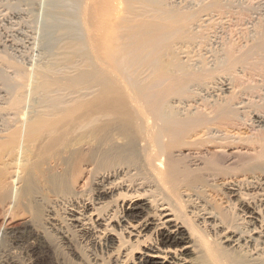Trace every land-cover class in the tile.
<instances>
[{
    "label": "bare ground",
    "instance_id": "bare-ground-1",
    "mask_svg": "<svg viewBox=\"0 0 264 264\" xmlns=\"http://www.w3.org/2000/svg\"><path fill=\"white\" fill-rule=\"evenodd\" d=\"M52 1L37 38L46 58L55 34L66 36L65 53L57 47L63 60L55 49L49 56L58 63L21 65L6 52L16 30L0 36V192L8 208L29 199L49 158L47 173L66 166L75 179L71 190L52 193L48 218L64 204L67 226L121 254L119 264H264V105L239 116L251 107L231 76L239 65L264 68V31L239 52L232 41L224 46V22L212 13L232 17V0ZM2 68L11 73L1 76ZM237 123L263 132L238 138L246 132H234ZM69 135L71 165L63 161ZM82 175L89 191L78 187ZM209 192L239 212L223 213ZM144 205L151 210L140 216ZM0 264L14 262L1 255Z\"/></svg>",
    "mask_w": 264,
    "mask_h": 264
},
{
    "label": "rangeland",
    "instance_id": "rangeland-1",
    "mask_svg": "<svg viewBox=\"0 0 264 264\" xmlns=\"http://www.w3.org/2000/svg\"><path fill=\"white\" fill-rule=\"evenodd\" d=\"M19 1H22V2H19ZM24 1L26 2L28 0H24ZM33 1L31 2V4L34 2L37 3V5L34 7H32L33 4H32V6H31V4L27 5L29 3V1L26 2V6H25V2H23V0H0V5H2V6H0V14H1L0 15V36L6 31V28L8 29L9 27L11 28V29L9 28V30H12V31L16 30L15 32H17V35H16L17 37H15V41H16L15 43L16 44L14 46L7 47L9 49H6V52L8 51L9 55L11 53L12 57H14V60L16 59L15 61H18L19 64L22 65L24 63L23 64L24 66L28 65L30 68L36 67V66H34L36 63H38L37 64V66H38V65H40L39 63H41V62L44 64H46V62H51L49 60L50 59L52 60V58L49 55H52V53H53V56H54L55 55L54 54L55 49H56V53L58 51L61 52L60 50L65 46L64 41L67 39V38H65L66 36H64V35H63V38H60V36H62L60 33H59L60 35L57 33L59 35V38L57 37L58 35L55 34L56 38L59 40L57 42H59L60 44L57 43V45H58L57 46V45H55L56 43H54L52 46L53 48L52 47L51 48L54 49L55 46H57L58 48H61V47L62 48L59 50L57 47H55L54 50H51L52 51L51 54L50 53L47 54L48 55V57L46 56L47 59L44 58L45 55H44V57L42 56L43 51H42V49H40L41 46L39 47V44H40L39 40L40 39H38L37 37L41 35L40 32L43 31V28L46 25L45 23L47 22V20H45V23H44V20H43L44 16L48 15L46 18V19H48V17L50 18L49 15L53 13L52 12V13L48 14L49 13L48 8L50 9V7H51L50 2H53V1L51 0L49 3H48L49 0L48 1L42 0V3L40 2L41 0H38V2H37V0L34 2ZM43 1H46V3H44ZM229 1H231V0H229ZM232 1H233L232 2L233 7L231 9H233V16L232 17L234 19L230 15H228V17L226 15L221 16L219 14V12H213L212 14H213V17L215 16V18H213V19H216L217 22H221L222 20L224 22L223 23L224 29H222L223 31L221 33L222 35L220 34L221 35L220 41H222L221 43H224V46H225V44L230 43L232 41L233 47L235 46V49L237 48L236 52H239L242 50V49L240 50V48H242V47L244 50L245 45L246 46L248 45V47H246V48L251 47V44L254 43V39H257L259 37L258 32L264 31V29H263L264 28V26H263L264 25V0H232ZM39 2L41 4H44V5H41ZM18 3H22L23 5L18 4ZM38 4H40L42 7L40 8V5H38ZM49 4H50V6L48 8H46L47 10L46 9L43 10L45 12L44 13L42 11V9H44V7H46V5L48 6ZM253 5H254V7H253ZM28 6L29 7L31 6L34 10H30L32 8L29 9ZM10 8L13 10H11ZM21 8H22V10H21ZM35 9H37V11ZM256 9H257V11H256ZM9 11H11V12H9ZM31 11H33L34 13ZM41 11H42V14H41ZM247 11H250V12H247ZM35 12H36V15H35ZM37 13H38V15H37ZM43 13H44V16H42ZM5 14H7V15H5ZM253 15H255V16H253ZM30 16H32V17H30ZM35 16H38L40 18L35 17ZM216 16H217V18H216ZM22 17L24 18V20H22L23 19ZM203 17H204V19L208 18L206 16H203ZM230 17L232 18V20L229 19ZM13 18H14V20H13ZM33 18L34 19L38 18L39 22H38V19L37 20L35 19V21H34ZM261 18H262V20H260ZM21 20H22V22H21ZM15 21L17 24L15 23ZM36 21L38 22L39 26L37 25ZM210 21L213 22L212 20H207V22L209 24L211 23ZM207 22H204V23H207ZM20 23L21 24L23 23V24L21 25ZM200 23L203 24V22H200ZM203 25L207 26L206 24H203ZM16 26H18V27H16ZM19 26H21V27H19ZM16 28L17 29L19 28V29L17 30ZM203 28H204V26H203ZM261 28L263 30H261ZM23 30H24V32H23ZM39 30H41V31H39ZM231 30H233V32ZM250 33L251 34L253 33V34L251 35ZM33 35H35L36 37ZM26 36H28V37H26ZM245 36H247V37H245ZM18 37H21V38H18ZM33 37H35V38H33ZM18 39L20 40L21 43L17 42ZM62 39H63V41H62ZM224 39L226 40V43H225ZM31 40H32V43L31 42L28 43ZM24 41H25V43H24ZM252 41H253V43H252ZM61 43H62V46L60 47ZM221 43L219 44L220 47L222 45ZM27 44H29V45H27ZM63 44H64V46H63ZM249 44H250V46H249ZM32 46H33V48H32ZM215 46L219 47L218 45H215ZM238 47H239V49H238ZM64 49L65 48L62 49L63 52H61V53H65ZM9 50H10V52H9ZM39 50L42 52H40ZM59 52L56 55H58ZM238 54L239 53H237L236 55H238ZM61 56L64 57V54L63 55L61 54ZM61 56L58 55V57H59L58 59H60ZM76 56H77V58H79L78 54H76ZM63 57L61 58L62 60L64 59ZM77 58H76V60H77L76 66H78L80 61L82 62V60H83V59H81L82 57L79 58V61ZM54 59L58 60L57 57L56 58L53 57L52 62L56 61ZM45 60H47V61H45ZM253 60H251V62H255L256 58L254 57ZM58 62H59V60L57 61V63ZM65 62L66 61L64 60L61 63L64 64ZM83 65H85V64H83ZM82 66H81V68L84 69V67H82ZM243 66L244 65L237 66L236 69L233 70V74H231V76L235 75V77L237 76L236 77L237 79L240 78V79H238L239 84L241 85V82H242V89L246 88V91L244 89V91L246 93L243 94V98H245L244 100L246 102L250 103L249 106L251 107V109L250 108L239 109V111H240V112H238L240 114L239 116H242V115L247 116L249 114L248 113L249 110H252L255 107H256L255 110H259V107H262L264 105V73H263L264 68H262V70H260V71H258L259 70L258 69L257 71L253 72L250 69H248L249 65L248 66L245 65L244 67ZM64 68H65V70L67 69L66 67H64ZM2 69H3L2 72L3 71H5V72L2 73L1 76L3 74L6 75L7 73L8 74L11 73L10 70H7V69L4 70V68H2ZM73 69H75V67ZM68 70H69V68H68ZM249 70H250V72H249ZM7 71H9V72H7ZM74 71L77 73L76 70H74ZM68 72H70V71H68ZM72 72H73V70H72ZM72 75H75V74H72ZM249 77L251 80L249 79ZM241 78H243V79H241ZM240 80H241V82H240ZM246 83L249 84L250 86L249 85L247 86ZM255 86H256V88H255ZM247 88H249L248 92H247ZM252 89H254V90H252ZM250 90L252 93L249 92ZM237 106H240V105L235 104V107H237ZM257 107H258V109H257ZM201 108H200V111H201ZM241 113H243V114H241ZM251 116H252V114H251ZM233 126H235L233 128V129H235L234 132H238V133L239 132H246V134L241 133L243 135L238 134L235 136H237L238 138H244L245 140H248V139L253 140V138H254L253 141H255L257 136L259 137L261 135L260 133L263 129L261 127L255 126V124L250 125V123H248L247 125H244V126L240 123L239 124L237 123V125L235 124ZM58 134L61 135L62 132H59ZM247 137H249V138H247ZM60 138L64 139V137H60ZM66 140L71 145L68 148L69 153L64 154V158H67V159L63 160V161L66 162L68 160V164H69V163H72L71 157H73V154H70V152L76 147L73 146V144L71 143V140H73L71 135H69ZM75 140H76V134L74 135V142H75ZM247 143H249V142L247 141ZM61 148L64 149L63 146ZM44 156L46 158L45 153H43L42 157H44ZM75 158H72V159H75ZM42 159H44V158H42ZM48 159L46 158V161L49 162ZM46 161H45V159L42 161L43 164H42V168L40 169L41 173L39 170H38L39 173L35 171L36 177L33 179L32 187H31L32 191L30 190L31 195L29 193V195H28L29 199L28 200H27V197L26 198L24 197L22 199L23 201L21 200V202L16 203L17 205L16 204L14 205V203H13V205L10 207L11 208L10 209V208H8L9 205H7V202H5L2 198V195H1L2 191L0 192V256L3 255V257L8 258L10 261H13L14 264H100V263L101 264H119L121 254L118 253L119 256H117V254H114V253L113 254H107L106 253L107 250L103 245L100 246V244H98V242L94 241V239H92L90 237H87V238H86V236L81 237L80 233L77 232V234H76V232L74 230L72 231L71 228L67 226L68 222L67 221L65 222V220H64L65 218H63L65 216V214H64L65 205L64 204L54 206L52 216H54L56 220H50V218H48V216H47L48 212L46 210L48 208V205L52 204L51 203L52 200H50V199H52V193L65 192L67 190H71L72 187L70 188V185L75 178L73 179L72 175L70 173L68 175L67 171H65L66 169H68L66 166H65L66 169H64V166H61V167H63L62 169H64L63 171H62L61 167L60 168L58 167L57 170L53 169L52 172L47 173L46 168H48V165L46 164L47 163ZM44 162H46V163H44ZM69 165H71V164H69ZM82 176H83L82 180H79L78 181L79 184L78 183L77 184H78L79 188L83 187L82 189H84L86 191L89 188L87 186L86 187L84 186V181H85L87 176H85V175H82ZM49 180H50V182H49ZM20 186H21L20 184L17 185L18 188ZM209 194H211V197H208L209 200H210V198L212 199L216 196L215 192L214 193L209 192ZM37 195L43 196V198H44L42 203L40 202L41 204L39 203V201H37V197H38ZM29 196H31V197H29ZM212 201L213 202L215 201V202L212 203ZM211 203L213 204V206L217 204V207L219 208V210L222 211L223 213H226L230 217H234L239 212L236 205L233 207V209L232 208L230 209V207H232V205H230L231 203H228V200L224 195L216 196L214 199L211 200ZM143 208L145 209V211L142 212L141 214H139L140 216L141 215L144 216L146 212H149L151 210L148 205H144ZM12 209H13V211H12ZM48 209H50V207ZM50 222L57 224L56 228L58 230L57 229L55 230L53 227H50V224H48ZM130 242L128 244H130ZM115 243H116V241H115ZM68 247H70V248H68ZM171 249L174 250V249H176V247L173 246V247H171ZM138 250L140 252H138L137 254H135V252L132 255L130 254L132 258L133 257L135 258V256H139V255H141V253H144L146 251L144 246H141L140 249H138ZM189 256H192V254H190ZM128 263H130V261Z\"/></svg>",
    "mask_w": 264,
    "mask_h": 264
}]
</instances>
